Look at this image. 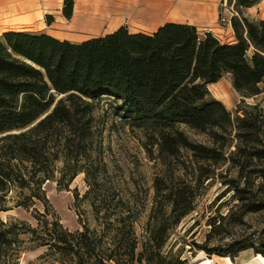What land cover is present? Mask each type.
<instances>
[{"label":"trees","instance_id":"16d2710c","mask_svg":"<svg viewBox=\"0 0 264 264\" xmlns=\"http://www.w3.org/2000/svg\"><path fill=\"white\" fill-rule=\"evenodd\" d=\"M250 7L253 0H237ZM73 0H65L71 18ZM49 18H52L49 15ZM236 42L222 43L195 25L169 22L152 34L115 32L81 43L59 40L45 32L10 30L0 35V212L9 209L14 189L18 206L45 203L44 184L58 178L68 186L84 172L90 184L93 169L95 101L110 99L121 117L143 127L156 140L165 165L183 151L211 159L217 151L190 141L179 125L211 131L214 143L234 136L253 143L260 114L232 113L211 95L208 84L231 73L237 91L260 93L264 82V18L251 22L232 18ZM251 49H253L251 51ZM252 158L264 159L255 147ZM238 151L242 149L237 146ZM236 149V150H237ZM234 163H237L234 161ZM206 180L211 176L204 172ZM164 182L155 183L158 198ZM178 185L169 190L174 224L194 208L192 193ZM91 190L88 191L90 193ZM35 199V201H32ZM95 225L65 228L55 216L35 235L60 264H189L181 255L163 251L166 236L151 216L143 250L136 254L135 219L125 203L91 202ZM154 210V209H153ZM101 213H104L102 216ZM0 217V264H20L26 250L22 234L36 232ZM256 254L264 257V243ZM210 253L215 251L209 250ZM222 255V252H218Z\"/></svg>","mask_w":264,"mask_h":264},{"label":"rangeland","instance_id":"374dc122","mask_svg":"<svg viewBox=\"0 0 264 264\" xmlns=\"http://www.w3.org/2000/svg\"><path fill=\"white\" fill-rule=\"evenodd\" d=\"M175 1L177 4L170 11H177L179 19L200 24H230L228 21L232 18L259 22L264 18V0H253L250 7L239 5L237 0ZM64 8L65 3L61 13H38L18 22L4 19L0 22V31L13 25L33 33L45 32L48 28L64 29ZM230 38L225 35L223 40ZM208 88L233 117L243 116L245 111L261 115L259 133L251 137L259 142L231 136L224 144L223 140L214 143L210 130L199 131L182 123L179 127L190 141L217 152L213 158L205 159L183 151L165 165L156 140L145 128L121 117L110 99L95 101L92 155L96 181L90 184L84 172L68 186L60 185L58 178L47 181L42 193L47 201L43 204L37 201L29 207L18 206V201L28 191L20 194L19 189H14L9 196V209L0 212L5 222L24 224L27 229L36 230H28L21 236L26 250L20 264H60L46 245H38L39 240L34 239L42 233V221L46 215H53L71 231L83 229L85 223L95 225L92 201H104L112 206L125 203V213L129 214L130 209L132 219L136 220L137 255L143 250L151 216H155L159 231L166 236L163 251L181 255L189 264H203L207 258L214 259L211 264H240L249 251L254 259L255 250L264 243V159L252 158L250 154L255 153V147L264 148V82L260 84V93L246 95L236 90L232 74L226 73ZM237 146L242 149L238 151ZM200 167L209 173L210 179L201 176ZM157 179L168 187L158 198L155 197ZM178 185L192 193L194 209L180 223L174 224L168 193ZM257 260L264 264V259ZM135 264L145 263L135 261Z\"/></svg>","mask_w":264,"mask_h":264},{"label":"crops","instance_id":"0c3cea01","mask_svg":"<svg viewBox=\"0 0 264 264\" xmlns=\"http://www.w3.org/2000/svg\"><path fill=\"white\" fill-rule=\"evenodd\" d=\"M64 3L65 0H0V22L4 19L18 22L38 13H61ZM176 4L175 0H73L71 18L63 19L65 28L54 31L48 28L45 33L59 40L81 43L115 32L122 26L134 34H152L166 23L175 22L195 25L202 34L211 32L222 43L236 42L231 24H200L194 20L179 19L177 11H170ZM1 29L0 34L26 30L16 25ZM225 35L231 37L229 41L224 42ZM216 83H210L208 87ZM252 257L249 251L240 264H262L255 256L254 259Z\"/></svg>","mask_w":264,"mask_h":264},{"label":"bare ground","instance_id":"6f19581e","mask_svg":"<svg viewBox=\"0 0 264 264\" xmlns=\"http://www.w3.org/2000/svg\"><path fill=\"white\" fill-rule=\"evenodd\" d=\"M256 259H264V257L261 254H258L256 255ZM210 262H211L210 259H206L203 261V264H211Z\"/></svg>","mask_w":264,"mask_h":264},{"label":"built area","instance_id":"2783aa9c","mask_svg":"<svg viewBox=\"0 0 264 264\" xmlns=\"http://www.w3.org/2000/svg\"><path fill=\"white\" fill-rule=\"evenodd\" d=\"M231 24V20L228 21Z\"/></svg>","mask_w":264,"mask_h":264}]
</instances>
